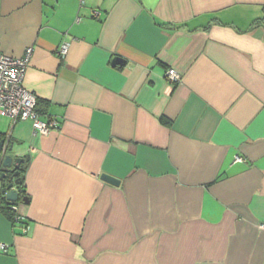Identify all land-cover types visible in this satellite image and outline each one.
Wrapping results in <instances>:
<instances>
[{"label": "crops", "instance_id": "crops-1", "mask_svg": "<svg viewBox=\"0 0 264 264\" xmlns=\"http://www.w3.org/2000/svg\"><path fill=\"white\" fill-rule=\"evenodd\" d=\"M29 47L60 126L4 116L30 229L0 208V264H264V0H0Z\"/></svg>", "mask_w": 264, "mask_h": 264}, {"label": "built area", "instance_id": "built-area-1", "mask_svg": "<svg viewBox=\"0 0 264 264\" xmlns=\"http://www.w3.org/2000/svg\"><path fill=\"white\" fill-rule=\"evenodd\" d=\"M69 50V43L63 42L59 48V55L63 58ZM32 47L27 48L22 56H12L0 51V118L10 117L13 122L31 120L36 133L45 135L53 128L60 126L57 119L45 121L37 111L38 95L28 90L24 85L26 71L32 57ZM166 77L178 84L182 81V74L176 68H169ZM9 137V135H8ZM3 159V157H2ZM3 182L0 180V197ZM11 208L16 209V205ZM16 221L24 223L23 230L28 232L30 224L21 215L16 216ZM7 244L0 242V249L7 250Z\"/></svg>", "mask_w": 264, "mask_h": 264}, {"label": "water", "instance_id": "water-1", "mask_svg": "<svg viewBox=\"0 0 264 264\" xmlns=\"http://www.w3.org/2000/svg\"><path fill=\"white\" fill-rule=\"evenodd\" d=\"M124 60L117 56L113 60V64H122ZM13 150V143L11 142L10 137L5 135L4 137L0 136V180H4V184L8 189L6 193V197L10 202H15L19 199V191L15 188V184L21 183L20 178V170L18 169L23 162V157L21 156H14L11 153H7L8 151L12 152ZM3 157V159H2ZM13 167L14 173L10 177L9 182L6 181L7 179V170ZM12 169V170H13ZM102 179L112 184L118 185L120 180L115 176H112L107 173L102 174ZM26 202H28V196L23 198Z\"/></svg>", "mask_w": 264, "mask_h": 264}, {"label": "trees", "instance_id": "trees-1", "mask_svg": "<svg viewBox=\"0 0 264 264\" xmlns=\"http://www.w3.org/2000/svg\"><path fill=\"white\" fill-rule=\"evenodd\" d=\"M44 104H46V101L40 99L38 97V101H37V111L39 113H43V108ZM162 122L169 124L170 121L167 120L166 118L162 117L161 118ZM0 136L4 137L5 133L0 132ZM27 157H23V162L21 163L20 167L18 168L20 170V178H21V183L16 184L17 186V190L19 191V199L15 202H10L7 197H6V193L8 191V189L6 188V185L4 184V180H2L3 182V190H2V194L0 197V208H2V210L8 215V217L13 220L16 221V214L14 213L13 208H11L12 205H16L19 200H22L24 197H26L27 195L25 194V187H24V178H23V171L25 170V164L27 163ZM15 169H8L7 170V179L6 181L9 182L10 177L13 175Z\"/></svg>", "mask_w": 264, "mask_h": 264}, {"label": "rangeland", "instance_id": "rangeland-1", "mask_svg": "<svg viewBox=\"0 0 264 264\" xmlns=\"http://www.w3.org/2000/svg\"><path fill=\"white\" fill-rule=\"evenodd\" d=\"M7 121L8 118L5 117L0 118V129L6 128ZM7 153H10V151H8Z\"/></svg>", "mask_w": 264, "mask_h": 264}]
</instances>
